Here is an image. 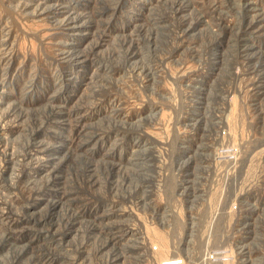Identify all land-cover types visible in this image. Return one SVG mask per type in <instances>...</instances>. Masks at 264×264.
Here are the masks:
<instances>
[{
  "label": "rangeland",
  "instance_id": "rangeland-1",
  "mask_svg": "<svg viewBox=\"0 0 264 264\" xmlns=\"http://www.w3.org/2000/svg\"><path fill=\"white\" fill-rule=\"evenodd\" d=\"M1 19L20 31L0 37V264H264V0H0ZM209 193L225 211L195 210Z\"/></svg>",
  "mask_w": 264,
  "mask_h": 264
},
{
  "label": "built area",
  "instance_id": "built-area-1",
  "mask_svg": "<svg viewBox=\"0 0 264 264\" xmlns=\"http://www.w3.org/2000/svg\"><path fill=\"white\" fill-rule=\"evenodd\" d=\"M227 131L224 130V133ZM227 136L224 137V140ZM235 143L231 144L230 146H227L226 148H220L217 152V158H220L217 162V169L220 171L222 169V165L226 166V163L230 162H238L239 157L233 155V153H236L237 148L234 146ZM224 174V173H223ZM213 175V173L210 175V177ZM215 175H219V172L215 173ZM209 177V178H210ZM237 178L236 174H228L227 176ZM223 198L217 199L212 198V195L208 194V200L202 201L198 204H200L199 208H195V210L199 212L209 211L211 213H219L226 210V208L223 206ZM197 205V204H196ZM240 210L239 202L237 200H233L230 204V210ZM225 258V254L220 249L211 250L210 252H206V258L207 261L210 264H218L223 261ZM158 264H190L188 256H186L183 253H169L166 254L164 257L160 258L158 261Z\"/></svg>",
  "mask_w": 264,
  "mask_h": 264
},
{
  "label": "bare ground",
  "instance_id": "bare-ground-1",
  "mask_svg": "<svg viewBox=\"0 0 264 264\" xmlns=\"http://www.w3.org/2000/svg\"><path fill=\"white\" fill-rule=\"evenodd\" d=\"M9 16H10L9 14L3 13L1 18H5V17L7 18ZM8 23L9 22H8L7 19L5 21H3V19H1V22H0V34L2 36H0V37L3 38L4 31L7 30L6 34H7L8 41L12 42L11 36L13 37L14 41L17 40L18 32L20 31V28H19L20 26H19L18 22H16V21H13L10 24H8ZM0 40H2V39H0Z\"/></svg>",
  "mask_w": 264,
  "mask_h": 264
}]
</instances>
